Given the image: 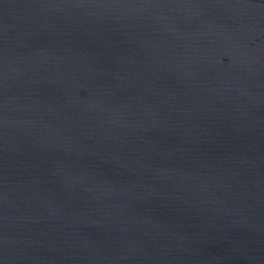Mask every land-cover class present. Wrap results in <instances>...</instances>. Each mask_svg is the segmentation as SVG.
<instances>
[{"label":"water","instance_id":"water-1","mask_svg":"<svg viewBox=\"0 0 264 264\" xmlns=\"http://www.w3.org/2000/svg\"><path fill=\"white\" fill-rule=\"evenodd\" d=\"M0 264H264V0H0Z\"/></svg>","mask_w":264,"mask_h":264}]
</instances>
